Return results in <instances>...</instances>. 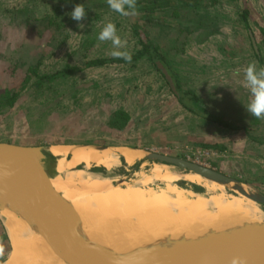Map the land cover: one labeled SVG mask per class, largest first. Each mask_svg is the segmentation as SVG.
<instances>
[{"label": "rangeland", "instance_id": "1", "mask_svg": "<svg viewBox=\"0 0 264 264\" xmlns=\"http://www.w3.org/2000/svg\"><path fill=\"white\" fill-rule=\"evenodd\" d=\"M212 1L217 3L202 8L190 7L188 12L179 10L180 17L188 26L170 28L155 24L150 27L152 34H160L158 41H153L160 46L168 62L179 73L182 86L197 91L211 101L212 98H219V88L213 85L204 87L201 86L205 83L204 79H192L194 70L192 66L183 65L177 59L182 53L175 55V44L180 47V52L184 49L183 54L201 45H205L210 53L222 41L234 58L244 60V66L255 62L257 69L264 68V0ZM78 4H83L87 11L86 18L81 21H75L70 16ZM109 21L115 23L118 33L127 39L128 48H132V42L135 43L133 36H137L133 31V21L110 9L106 0H0V98L5 89H20L13 107L0 113L1 138L43 145L51 142L59 144L65 140L72 144H83L81 142L84 140H94L98 143L84 144L127 145L153 150L216 169L264 194V144H257L245 131L229 129L223 134L218 123L211 120L208 123L207 118L205 120L199 115L183 116L177 112L176 109L180 106L177 96L166 83L162 71L151 61L153 65L150 68L146 66V61L149 60H142L136 65L107 63L85 67L97 55L105 57L96 59L113 58L110 55L111 42H100L97 39L101 28ZM199 23L202 25L196 29ZM250 31L261 49L260 57L254 53ZM42 34L44 38L39 43L42 49L36 53L32 42L34 36L40 38ZM234 50L237 56L234 55ZM67 65H77L83 70L56 83L42 86L37 84L34 67L38 66V74L50 75ZM226 67L225 72L207 73L215 81L223 75L227 77V89L223 90L227 92L231 88L227 96L232 99L235 92L232 77L237 74L233 65L230 69L229 65ZM28 77L30 80L25 83ZM117 98H121L122 102H116ZM207 103L213 110L245 120L250 125L255 118L246 108L236 110L237 103H233L234 106L227 105L228 107L224 102ZM117 111H124L130 118L124 123L123 129L111 125ZM150 122L157 124L156 127H152ZM261 126H264V120ZM257 133L252 134L257 136ZM208 144L219 146L207 147ZM135 164L120 159L119 165L110 172L105 167L96 171L95 168L98 167L95 166H90L89 172L109 174L115 179L126 176L132 181L136 179L133 173ZM144 165L156 166L151 162ZM73 167L81 166L76 164ZM169 167L173 177L174 173H178L180 177L177 175V182H172V177L171 182L168 180L169 183H175L196 194H205L204 186L189 180L188 171L181 174V169ZM147 169L137 168L136 173ZM150 173L149 171L147 174ZM149 186L159 189L163 184L161 181H153ZM122 190H127L126 186ZM226 191L230 195H238L229 189ZM261 210L264 212L263 206ZM158 211L166 215L167 221H175L176 215L185 217L187 213L184 209L171 210L169 206ZM6 215L9 217L8 228L0 221V264H8L14 250L9 231L10 222L15 223L18 231L21 227L17 224L19 221ZM116 215L109 213L110 221L115 220V217L130 220L126 214ZM28 236L27 233L21 234L24 239ZM28 254L29 252L26 256ZM26 261L27 264L33 263L34 257L29 254Z\"/></svg>", "mask_w": 264, "mask_h": 264}, {"label": "bare ground", "instance_id": "2", "mask_svg": "<svg viewBox=\"0 0 264 264\" xmlns=\"http://www.w3.org/2000/svg\"><path fill=\"white\" fill-rule=\"evenodd\" d=\"M70 147L53 144L44 149L43 155L47 162L66 155L70 150L73 151L70 161L60 159V173L52 179V184L60 194V200L73 206L82 216L76 232L85 241L101 243L115 251L123 252L137 246L149 245L168 235L194 236L206 232L209 228L227 229L248 221L264 220V212L255 201L240 195H230L224 186L206 180L198 174L188 171V178L204 186L203 195L169 183L173 176L167 165H136L140 170L148 169L138 173L135 171L136 179L115 185L112 182L113 176L89 172L91 164H103V158L105 168L110 172L118 162L114 149L99 152L91 146ZM129 152L126 153L127 160L134 164L133 154L136 153L130 149ZM31 158L39 168L46 164L40 161L41 158L37 154L31 153ZM80 162L86 163L87 166L81 164L79 168L73 167ZM149 171L151 173L147 174ZM183 171L180 173L183 174ZM174 174L172 182H177L178 173ZM153 181H161L163 187H148ZM125 186L127 190H122ZM168 206L171 210H186V216L176 215L175 221H167L166 215L158 209ZM108 212L111 215L117 214L116 216L126 214L130 220L124 221L122 217H115V220L110 221ZM6 214L21 225L19 234L15 223L10 222L9 231L14 250L8 264H27L26 257L29 254L34 257V262L29 264H65L52 254L43 239L32 235L30 227L23 224V221L9 212ZM25 232L30 235L24 239L21 234H26Z\"/></svg>", "mask_w": 264, "mask_h": 264}, {"label": "water", "instance_id": "3", "mask_svg": "<svg viewBox=\"0 0 264 264\" xmlns=\"http://www.w3.org/2000/svg\"><path fill=\"white\" fill-rule=\"evenodd\" d=\"M158 68L166 73L161 64H158ZM49 145L25 146L0 142V221L7 227L9 217L6 213H11L30 227L32 235L43 239L52 254L63 263L231 264L232 258L238 255L245 258L246 264H264V220L248 221L227 229L209 228L206 232L194 236L168 235L149 245L137 246L123 252L115 251L101 243L85 241L76 232L82 216L73 206L60 200V194L52 184V179L60 173V159L70 161L73 151L46 162L43 151L51 146ZM70 146H91L99 152L115 149L119 160L126 161L125 151L130 149L135 151L134 161L138 162L134 163V173L138 168L136 165L150 162L179 168L216 182L264 207L263 193L232 176L187 159L127 145ZM31 153L37 154L41 158L40 161L46 163L45 166L39 168L31 158ZM127 181L129 180L126 176L112 178L115 185Z\"/></svg>", "mask_w": 264, "mask_h": 264}, {"label": "trees", "instance_id": "4", "mask_svg": "<svg viewBox=\"0 0 264 264\" xmlns=\"http://www.w3.org/2000/svg\"><path fill=\"white\" fill-rule=\"evenodd\" d=\"M215 1L212 0H137V12L135 15L126 16L127 18L133 21V31L138 37V40L141 45V49L137 50L132 54V63L136 65L142 60H149L159 71L158 64H161L166 73L162 72L163 77L166 80V83L170 85L171 90L177 96L179 103L187 108L190 112L199 115L203 118H207L215 123H218L231 130H242L245 131L246 135L250 139H253L259 143L264 144V126H261L263 120L254 118L251 122L252 125L248 124L245 120L237 119L235 116L225 115L220 110H213V108L206 101L201 99L191 90H188L182 86L179 73L174 70L170 62H168L167 57L164 52L161 51L160 46L153 41H158V36L160 34H155L151 32L150 27L157 24L159 26L165 27H176V26H188V23H185V20L180 17V9L188 12L187 9L190 7L202 8L204 6L214 5ZM246 18V15H244ZM181 18V19H180ZM202 24L199 23L198 26ZM181 41V40H180ZM184 47V46H183ZM180 47L178 44H175L173 51H176L175 55L184 52V49L180 52ZM107 63H129L123 59L111 58V59H95L87 62L85 67H95L105 65ZM35 76L37 77V84L42 86L46 83H56L59 80H64L68 77L75 76V74L82 68L76 66L67 65L60 71L55 72L54 74H38V66L34 67ZM30 78L25 79V83L28 82ZM20 90V89H19ZM19 90L12 89L4 92L2 98H6V103L9 106H13L16 102V97ZM7 96V97H6ZM4 100H0V104ZM5 103V104H6ZM1 105H4L3 103ZM217 114H216V113ZM228 117V118H226ZM130 120L129 116L124 111H117L112 120L111 125L117 129H123L124 123H127ZM256 125V126H255ZM259 133V135L254 136L252 133ZM257 133V134H258ZM207 147L218 148V144H208ZM100 168H95L96 171H100Z\"/></svg>", "mask_w": 264, "mask_h": 264}, {"label": "crops", "instance_id": "5", "mask_svg": "<svg viewBox=\"0 0 264 264\" xmlns=\"http://www.w3.org/2000/svg\"><path fill=\"white\" fill-rule=\"evenodd\" d=\"M133 37L135 38V43L133 44V42H132L133 47L132 48H127V50H129L132 54L135 53L137 50L141 49V45H140V42L138 40V37L137 36L136 37L133 36ZM198 48L190 50V51H186L185 54H182V55L178 56L177 59L183 65L187 64L189 66H192V68L194 70V74H195V75L194 74L192 75V79H196V80L204 79L205 83L202 84L201 86L205 87V86L213 85L214 87L219 88V90L217 91V92H219L217 94V96H219V98L216 99V100H214L212 98V101H211V99H208L206 97H203V96L199 95V93L197 91H195V92L193 91V92L196 93V95L199 96L201 99H203V100H205V101H207L209 103H212V102L213 103H217L218 102V104H219V103H223L224 102V105H226V107H228L229 105H233L234 106V104L237 103L238 107H236V110L241 111V110L245 109L246 106L251 101L252 97H251V94H250L248 88L245 86L246 85V81L244 79V70H243V68H246V66H244L245 65L244 60L243 59L234 58L232 56L233 55L232 52L228 51L226 49V46H225L224 42L222 43V41L219 44H217L215 46V48H213V52H210V53H208V48H206L205 45L204 46L201 45ZM242 49H244V48H242ZM205 50H207V52ZM209 50H212V49H209ZM229 50H232V49H230V47H229ZM254 53H255V50H254ZM95 54H97V52H95ZM255 54L257 55V53H255ZM234 55H235V50H234ZM235 56H237V52H236ZM99 57H105V56H98V55L96 56V58H99ZM146 62H148L146 64V66L148 68H150V65H153L150 61H146ZM127 64L132 65L133 63L130 62V63H127ZM227 65H229V69L233 65V69H235L234 72H236L235 74H237V75H234L232 77V81H234V82H232V88H233V90H235L234 94L231 96L232 99L229 98V96H227L229 94V92H230L229 90L231 88L229 90H227V92L223 90V89H227L226 88V85L228 84L227 83V77L223 75L221 79H218L217 81H215V79L210 78L211 75H209L207 73V72H212V73L214 72L215 74H217V72H222V71L225 72V71H227V69H226ZM210 94H213V92L210 93ZM222 97H224V98L221 99ZM115 101L121 103L122 99L121 98H117ZM122 107H124V105ZM91 111H93V110H91ZM176 111L182 113L183 116H187L188 114L196 115V114L190 112L187 108H185L181 104L176 109ZM98 113H100V112H98ZM205 120H206V118H205ZM208 120L209 119H207L206 121H208ZM182 121H184V120H182ZM208 123H209V121H208ZM79 124H82V123L80 122ZM84 125H86V124H84ZM96 125L97 124L95 122V126L94 127H96ZM150 125H152V127H156L157 124H152L150 122ZM219 129L222 131L223 134H225V132H224L225 130L229 131L228 128H226V127H224L222 125L219 126ZM261 134H264V132L261 133ZM0 142H10V143L19 144V145H25V146L43 145V143H40V144L35 143L34 144V143L23 142V141L21 142V141H18V140H6L5 137L1 138V136H0ZM255 142L257 144H259V145L260 144L263 145L262 143H259L257 141H255ZM81 143H83V144L84 143H98V141L84 140ZM47 144L53 145L55 143L51 142V143H47ZM59 144H64L66 146H70L72 143L69 140H67V141L65 140V141H63L62 143H59ZM110 144H112V143H110ZM113 144H115V143H113ZM126 144H130V143H126ZM114 152H116L115 149H114ZM128 152H129V149H127L125 151V153H128ZM98 156H100V155H98ZM103 160H104L103 164L92 163L91 166H95V167H98V168L105 167V159L103 158ZM119 162H120V160H119V157H118V162L114 165V167L119 165ZM127 162H128V160H127ZM81 164H84V165L87 166L86 163H81L80 162L79 165H81Z\"/></svg>", "mask_w": 264, "mask_h": 264}, {"label": "clouds", "instance_id": "6", "mask_svg": "<svg viewBox=\"0 0 264 264\" xmlns=\"http://www.w3.org/2000/svg\"><path fill=\"white\" fill-rule=\"evenodd\" d=\"M106 2L110 9L122 16L135 15L137 12V0H106ZM70 16L75 21H81L86 18L87 11L83 4H78L71 11ZM97 39L100 42H111L112 51L110 55L113 58L123 59L129 63L132 61V53L127 50L128 41L118 33L115 23L111 21L105 23ZM244 79L246 81L245 86L252 97L246 106L247 112L257 119L264 120V68L257 69L255 62L249 63L244 70ZM231 264H246V260L237 255L232 258Z\"/></svg>", "mask_w": 264, "mask_h": 264}, {"label": "flooded vegetation", "instance_id": "7", "mask_svg": "<svg viewBox=\"0 0 264 264\" xmlns=\"http://www.w3.org/2000/svg\"><path fill=\"white\" fill-rule=\"evenodd\" d=\"M245 23H246V25L248 26V22L247 21H245ZM28 26H30V25H28ZM251 32V31H250ZM45 35V34H44ZM250 35H251V44H252V47H253V49L255 50V53H257V56H259L260 57V52H261V49H260V47L257 45V43H256V41H255V37H254V35H253V33L251 32L250 33ZM37 36H34V40L33 39H31V40H33V42H32V45L34 44V46L36 47V53L40 50V49H42V48H40V45H39V43H40V40L41 39H43L44 37H43V34L40 36V38H36ZM39 53V52H38ZM17 89V87H12V88H9V89H5V92L7 91V90H12V89ZM4 94V93H3ZM4 95H1V98H0V100H4L2 103L4 104V105H1L0 104V113L4 110V109H7V108H12L13 106H9V105H7V103H6V98H2ZM18 96H19V93H18V95H17V97H16V99L18 98ZM7 97V96H6ZM6 103V104H5Z\"/></svg>", "mask_w": 264, "mask_h": 264}]
</instances>
